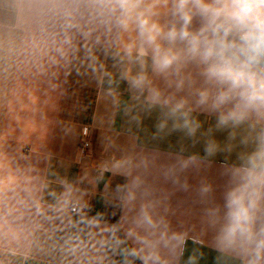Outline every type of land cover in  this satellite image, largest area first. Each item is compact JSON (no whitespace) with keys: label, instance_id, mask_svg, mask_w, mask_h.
Listing matches in <instances>:
<instances>
[{"label":"crops","instance_id":"obj_1","mask_svg":"<svg viewBox=\"0 0 264 264\" xmlns=\"http://www.w3.org/2000/svg\"><path fill=\"white\" fill-rule=\"evenodd\" d=\"M118 41L95 0H0V264H141L137 241L164 231L160 225L146 232L139 222L141 205L156 196L163 203L153 215H165L186 239L176 264L195 253L202 254L199 264H217L213 233L201 221L204 205L159 172L169 154L203 155V144L180 133L154 138L158 113H140L137 125L136 110L124 111L132 100L119 81ZM199 119L204 129L214 123ZM84 128L88 159L79 152ZM215 135L225 140L226 133ZM141 151L160 153L147 177L156 196L144 194L147 185L119 189L128 178L111 170ZM226 156L186 173L193 188L201 176L213 183L218 202ZM74 203L77 212L70 211Z\"/></svg>","mask_w":264,"mask_h":264},{"label":"clouds","instance_id":"obj_2","mask_svg":"<svg viewBox=\"0 0 264 264\" xmlns=\"http://www.w3.org/2000/svg\"><path fill=\"white\" fill-rule=\"evenodd\" d=\"M95 3L119 37V81L132 100L124 111L136 110L137 125L140 113H158L154 138L180 133L203 144V155L186 156L183 149L169 154L159 172L175 188L194 190L204 205L201 221L213 233L217 264H264V0ZM109 95L120 103L114 90ZM200 115L214 123L204 129ZM217 132L226 133L223 142ZM221 153L227 156L219 170L224 186L218 202L213 183L201 176L193 188L186 173L199 174ZM159 158L158 152L143 151L122 157L111 169L128 178L118 188L147 185L144 194L156 196L147 177ZM135 198L130 192L128 199ZM162 203L156 196L139 209L146 232L164 226L157 239L145 235L137 241L134 255L141 264H176L183 255V233L151 211ZM201 255L193 254L187 264H199Z\"/></svg>","mask_w":264,"mask_h":264},{"label":"built area","instance_id":"obj_3","mask_svg":"<svg viewBox=\"0 0 264 264\" xmlns=\"http://www.w3.org/2000/svg\"><path fill=\"white\" fill-rule=\"evenodd\" d=\"M82 135L84 136V138L81 140L80 145H79V152L80 155L82 156V158L88 159L89 158V148H90V143L87 139V135H88V130L86 128H84L82 130ZM79 210V205L74 203L71 207H70V211L71 212H77Z\"/></svg>","mask_w":264,"mask_h":264}]
</instances>
